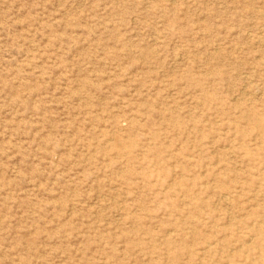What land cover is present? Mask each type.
I'll use <instances>...</instances> for the list:
<instances>
[{"label":"rangeland","instance_id":"obj_1","mask_svg":"<svg viewBox=\"0 0 264 264\" xmlns=\"http://www.w3.org/2000/svg\"><path fill=\"white\" fill-rule=\"evenodd\" d=\"M0 264H264V0H0Z\"/></svg>","mask_w":264,"mask_h":264},{"label":"bare ground","instance_id":"obj_2","mask_svg":"<svg viewBox=\"0 0 264 264\" xmlns=\"http://www.w3.org/2000/svg\"><path fill=\"white\" fill-rule=\"evenodd\" d=\"M227 196V195H226ZM224 198H225V196H224ZM227 198H228V196H227ZM229 199H230V197H229ZM232 251V250H231Z\"/></svg>","mask_w":264,"mask_h":264}]
</instances>
